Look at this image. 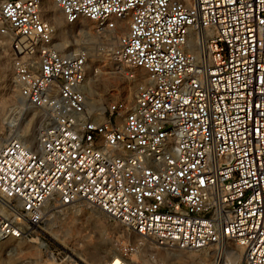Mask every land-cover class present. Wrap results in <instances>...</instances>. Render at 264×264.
Returning a JSON list of instances; mask_svg holds the SVG:
<instances>
[{
  "label": "built area",
  "instance_id": "obj_1",
  "mask_svg": "<svg viewBox=\"0 0 264 264\" xmlns=\"http://www.w3.org/2000/svg\"><path fill=\"white\" fill-rule=\"evenodd\" d=\"M53 5L63 38L41 0H0V78L43 121L35 147H0V264L80 203L126 230L106 264L228 242L264 264V0Z\"/></svg>",
  "mask_w": 264,
  "mask_h": 264
},
{
  "label": "rangeland",
  "instance_id": "obj_2",
  "mask_svg": "<svg viewBox=\"0 0 264 264\" xmlns=\"http://www.w3.org/2000/svg\"><path fill=\"white\" fill-rule=\"evenodd\" d=\"M41 3L43 11L54 17L51 18L60 29V36L63 38L62 30L65 29V23L60 11L53 5V0H41ZM41 124L43 121L40 110L18 100L17 90L13 87L6 69L0 78V147L13 138H19L31 147H35L37 131ZM123 233L126 234V230L118 222L109 220L97 208L80 203L72 208L49 214L45 223L32 232V239H8L3 242L2 262L5 264H96L93 247L105 242L107 247L113 249L115 237H120ZM36 236L45 238L57 256L56 260H50L42 254L35 241ZM131 237L136 236L131 234ZM227 246L237 250V245L233 242H228ZM242 252L240 251V260L235 264L241 263ZM102 254L105 255L104 252H101ZM176 254L180 264L218 263V254L212 248L181 251ZM223 257L222 263H229V258L226 255Z\"/></svg>",
  "mask_w": 264,
  "mask_h": 264
},
{
  "label": "bare ground",
  "instance_id": "obj_3",
  "mask_svg": "<svg viewBox=\"0 0 264 264\" xmlns=\"http://www.w3.org/2000/svg\"><path fill=\"white\" fill-rule=\"evenodd\" d=\"M50 16L51 17H53L52 16V14H50ZM54 18V17H53ZM21 103H24V101L23 100H19ZM103 244L102 245H100V246H94L93 247V249H94V254H93V258H94V260H95V263L96 264H106V261H107V258L109 257V256H113V257H115L116 256V254H117V252L114 250V249H111L110 247H107V245L105 244V242H102ZM106 245V246H105ZM13 250V249H12ZM240 251H242V248L240 247V246H237V250L236 249H234L233 247H229V246H227L226 247V251L224 252V254H221V255H217L218 256V258H217V260H218V263L217 264H223L222 263V261H224V255H226L227 256V258H229V263H227V264H235L238 260H240ZM101 252L103 253H105V255L104 254H102L101 255ZM8 253V252H7ZM9 254V253H8ZM103 257H105V258H103ZM222 257H223V259H222ZM92 258V259H93ZM103 258V259H102ZM102 259V260H101ZM214 262V261H213ZM204 264V263H203ZM216 264V263H215Z\"/></svg>",
  "mask_w": 264,
  "mask_h": 264
}]
</instances>
